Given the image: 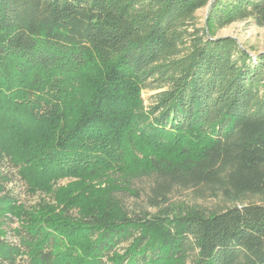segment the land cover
I'll use <instances>...</instances> for the list:
<instances>
[{"label":"trees","instance_id":"trees-1","mask_svg":"<svg viewBox=\"0 0 264 264\" xmlns=\"http://www.w3.org/2000/svg\"><path fill=\"white\" fill-rule=\"evenodd\" d=\"M239 21L264 0H0V264H264V53L217 37Z\"/></svg>","mask_w":264,"mask_h":264},{"label":"rangeland","instance_id":"rangeland-1","mask_svg":"<svg viewBox=\"0 0 264 264\" xmlns=\"http://www.w3.org/2000/svg\"><path fill=\"white\" fill-rule=\"evenodd\" d=\"M210 6L202 8L198 10L195 14V21L197 23V27H204L206 24V19L210 11ZM191 31V29H190ZM232 37L236 39L241 48L247 50L254 59H256L257 55L264 53V27L256 26L251 21H239L231 24L230 26L223 28L217 32V37ZM161 89L145 91L143 97L146 101V104L150 102L149 98L151 95L160 92ZM63 183H66L64 181ZM21 199L24 202H35L37 200L36 197H30L25 192L21 194ZM172 201H191V196L189 192H177L173 195ZM200 204H205V206H212V201H198ZM129 203H134V199H130ZM152 211H154L152 209Z\"/></svg>","mask_w":264,"mask_h":264}]
</instances>
